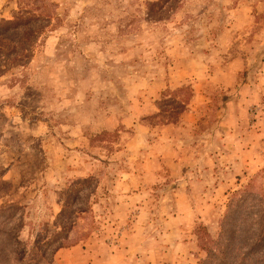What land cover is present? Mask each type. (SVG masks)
<instances>
[{
	"label": "rangeland",
	"instance_id": "1",
	"mask_svg": "<svg viewBox=\"0 0 264 264\" xmlns=\"http://www.w3.org/2000/svg\"><path fill=\"white\" fill-rule=\"evenodd\" d=\"M32 1L0 0V27L44 15ZM50 1L32 56H0V264L115 243L137 211L122 200L147 203L145 237L190 204L205 259L230 195L263 188L264 0ZM239 196L260 221L259 195Z\"/></svg>",
	"mask_w": 264,
	"mask_h": 264
},
{
	"label": "crops",
	"instance_id": "2",
	"mask_svg": "<svg viewBox=\"0 0 264 264\" xmlns=\"http://www.w3.org/2000/svg\"><path fill=\"white\" fill-rule=\"evenodd\" d=\"M187 112L189 111L185 113ZM189 114L191 113L189 112ZM247 153L249 154L248 151ZM138 175V173L128 175L129 183L138 178ZM235 176L238 177L239 175L235 174ZM222 185L221 183L219 188L224 191L226 188L224 189ZM127 186V184L122 185L123 190L121 192ZM262 187L264 192V178L262 179ZM186 191L185 187L177 188L178 198L180 199ZM145 203L135 205L126 200L119 202L117 208H134L137 211L135 216L127 218L131 226L128 225V222L125 223L127 226L122 228L120 239L115 243L106 245L104 242L93 240L87 245H75L70 248L59 249L56 251L55 257L61 259L64 264L66 262L67 264H197L199 254L194 256L193 251L198 250V245L196 237L191 235L195 220L190 204L182 207L184 211L181 212V202L173 203L172 206L176 211L164 219L163 224L154 227V234L145 237L147 232L144 230L152 224L148 213H146L148 207ZM153 226L156 225L150 227L153 228ZM149 238H154L155 242L152 243L153 246L147 248ZM84 246L86 247L84 248Z\"/></svg>",
	"mask_w": 264,
	"mask_h": 264
},
{
	"label": "trees",
	"instance_id": "3",
	"mask_svg": "<svg viewBox=\"0 0 264 264\" xmlns=\"http://www.w3.org/2000/svg\"><path fill=\"white\" fill-rule=\"evenodd\" d=\"M32 5H35L36 11L40 10L44 15L30 16L26 21H4L0 27V35L10 33L8 37L0 39V56L3 57L4 64L21 66L22 61L26 62L32 56L31 43L44 33L42 29H34L33 26L36 23L40 26V23L48 18L49 13L54 14L56 8V4L50 0H33ZM26 13L28 14L27 11ZM20 28L28 30L29 33L26 36L20 35L22 33L19 32ZM82 182L87 184L89 180ZM238 195H240L239 198L246 195L252 197L259 195V199L264 201L262 189L260 187L257 191L255 182H248L242 191H234L219 221L218 238L208 240L214 245V249L204 246L207 252L206 257L199 260L197 264H264V205L258 210L260 221L253 217V211L250 215L245 213L247 208L240 216L239 212H236L238 204L233 202ZM77 242L78 239L62 242L56 250L75 246Z\"/></svg>",
	"mask_w": 264,
	"mask_h": 264
}]
</instances>
